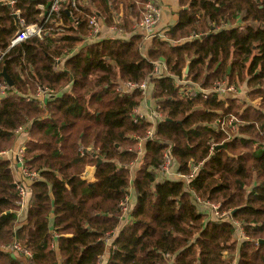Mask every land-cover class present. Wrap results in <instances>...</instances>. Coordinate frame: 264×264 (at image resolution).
<instances>
[{
  "label": "trees",
  "instance_id": "1",
  "mask_svg": "<svg viewBox=\"0 0 264 264\" xmlns=\"http://www.w3.org/2000/svg\"><path fill=\"white\" fill-rule=\"evenodd\" d=\"M150 1L81 0L44 16L50 0H16L26 25H45L41 38L12 48L15 9L0 6V74L13 83L0 94V247L30 253L22 261L0 251V264H232L234 254L237 264H264V112L213 91L215 82H245L264 107V0H176L177 23L142 53L134 27ZM92 11L122 35L85 44ZM182 78L210 93L181 98ZM143 82L164 117L150 140L151 123L133 112L146 97L123 87ZM37 88L52 92L44 106L25 101ZM228 115L243 123L234 138L216 129ZM18 129L26 137L19 169L37 175L23 184L19 228L14 161L1 154ZM165 154L182 177L197 169L188 184L158 180ZM90 167L94 182L83 177ZM130 189L135 204L123 210ZM193 197L229 214L209 220Z\"/></svg>",
  "mask_w": 264,
  "mask_h": 264
},
{
  "label": "built area",
  "instance_id": "2",
  "mask_svg": "<svg viewBox=\"0 0 264 264\" xmlns=\"http://www.w3.org/2000/svg\"><path fill=\"white\" fill-rule=\"evenodd\" d=\"M64 1H68V4H70L72 8L77 7V5L80 3V0H50L51 4L49 5V8L47 10L48 12L47 11L45 12L46 16L48 14L58 12V10L63 5ZM0 6L15 9V11H13L12 13V16L14 18L16 31L12 39L10 40L9 48H12L20 44L21 42H24L31 38H41L42 33H43V26L45 25V22H43L40 25H26L24 19L21 16L20 11L15 8L16 0L1 1ZM144 10L145 12L142 16V19L136 26L137 28H142L149 36L150 32H152V30L156 27L159 21L160 12H159L158 7L154 6L151 2L147 3ZM45 13H44V16H45ZM111 33L117 34V36L115 37H120L122 35L121 31L115 28H107L106 30L105 27L103 26L102 21L96 15L93 14V16L89 19V22H88V36L85 39L84 43L90 44L91 42H96L98 39H100V37L103 39L108 38L107 35ZM59 63H60V60H57V63L55 64V67L57 69H59L57 66ZM156 67L157 65H155V68H154L155 72L157 70ZM177 86H178V94L183 99L191 100L196 95L202 96L205 99L207 95L209 94V92L198 88L196 85L189 84V82H186L184 80H177ZM123 87L126 88L127 90L138 88L145 97H148L149 84L147 82H143L139 86L128 83V84L123 85ZM8 89L9 87L7 86L5 82L0 83V94L1 95L3 96L6 95L8 92ZM213 91L219 93L220 96L228 95V94H231L232 92H235L233 87L228 86L227 84H224L221 82H217L214 84ZM51 93L52 92L47 88H44V89L37 88L35 95H33L32 97H26L25 101L29 102V101L35 100L41 106H44L46 104V101H48L52 97ZM133 112L135 114H138V110H134ZM148 114L152 122H151L150 128L145 133L144 139L150 140L153 137V134L155 131L154 127L156 128V126L164 119V117L162 113L159 111L158 106L152 107V110L149 111ZM227 117L228 116H226L225 118ZM225 118H223L222 120H224ZM216 124L218 126L221 124V122L219 121ZM232 131L234 132L235 130H232ZM22 132L23 130L18 129L17 131H15V135L19 137L22 134ZM140 150H141V143H140L139 151ZM23 152H24L23 147L19 148L17 152L13 154L11 159L15 163L23 165ZM172 164L173 162L170 156L168 154H165L161 171L163 172V171L170 169L172 167ZM20 171H21L20 176L15 181V183L17 186L16 189L20 196L21 207L23 208L24 205L26 204V198L29 195V193L27 192V189L25 188L23 184L30 183L31 181L35 180L37 175L35 173L28 172L23 167L20 169ZM196 172H197V169L193 170L190 173V175H187V176L182 177L180 176L179 173H177L176 175L178 178L182 177L183 180H185V182H187L188 184L193 179ZM194 202H195V205L198 206L200 210L208 213L207 217H209V219L211 220L215 219L217 221H221L224 218V215L221 212H217V208H213V212H211V210L206 207L208 202H202L198 198H194ZM237 232H239L238 228L236 230V234ZM235 240L238 243H242L244 241V239L242 240V233L239 232L238 236L237 237L235 236ZM0 251L3 253L11 254L12 256L18 259L25 260V259L30 258V253L22 249L18 243H13L7 247H0Z\"/></svg>",
  "mask_w": 264,
  "mask_h": 264
},
{
  "label": "crops",
  "instance_id": "3",
  "mask_svg": "<svg viewBox=\"0 0 264 264\" xmlns=\"http://www.w3.org/2000/svg\"><path fill=\"white\" fill-rule=\"evenodd\" d=\"M1 1H4V0H0ZM154 6H157L159 9H160V17H159V21L156 25V27L152 30V32H150L149 36L148 34L142 29V28H137L134 27V33L140 35L143 37V45H142V53H146V50L150 47L151 43H152V40L156 39V38H160V39H163L165 34L169 31L170 28L174 27L175 24L177 23V20H178V14H179V11H180V8L178 6V3L176 0H151L150 1ZM68 1H64L63 5L67 4ZM47 11V9H46ZM45 11V12H46ZM44 12V13H45ZM108 33V32H107ZM112 35L114 36H117V34H113L111 33ZM108 37V36H107ZM123 37H128V35H124ZM103 40V38L100 37V39H98L96 42L98 41H101ZM91 43H95V42H91ZM90 43V44H91ZM62 62H60L57 66L59 69L62 68ZM157 66H160L161 67V76H166V70L163 68V66L161 64H158ZM56 68V67H55ZM57 69V68H56ZM57 69V70H59ZM68 88H66L67 90ZM153 91V86L150 85L148 87V94L150 92ZM150 105V100L148 97H146V99L142 102L140 108H139V111L140 110H145L144 113L147 112V109ZM25 139L26 137H24V135H21L20 137L17 138L15 144H14V147L13 149L9 152V153H6V155L4 154L3 156H5L6 158H11L13 156V154L15 152H17V150L19 148H22L24 143H25ZM12 164V174H13V177H14V180L16 181L18 178H19V175H20V172L19 170V164H16L14 162L11 163ZM176 164H173L172 167L169 169V170H173L176 171V167H175ZM87 169H91L92 171L88 174L87 173V178H86V181L88 182H94V168H87ZM89 176V178H88ZM169 178L168 180H170L171 178V175L170 174H166V178L167 179ZM164 179L160 178L159 181H163ZM176 180V179H174ZM128 196H129V199H128V203H129V207H128V211L131 210V208L133 206L132 203L133 201L135 200L134 199V193H133V190L130 189L128 191ZM26 218V207L24 206L22 208V210L20 211V213H18V224L16 225L17 228H19L20 226H22L24 224V220ZM126 221H128V218L125 219ZM125 223V222H124ZM109 248V247H108ZM109 251V249H108ZM106 252V255L109 256V252ZM18 259V258H16ZM107 259V257L104 258V261Z\"/></svg>",
  "mask_w": 264,
  "mask_h": 264
},
{
  "label": "rangeland",
  "instance_id": "4",
  "mask_svg": "<svg viewBox=\"0 0 264 264\" xmlns=\"http://www.w3.org/2000/svg\"><path fill=\"white\" fill-rule=\"evenodd\" d=\"M80 3L83 4V2H81V0H80ZM159 12H160V9H159ZM107 36H108V38H114L115 37L112 34H108ZM156 68H157V70H156L157 74L158 75H161V72H162L161 67L160 66H157ZM183 76H185L184 73H183ZM182 80H184V79L182 78ZM219 82H222V81H219ZM215 83H217V82H215ZM189 84H191V83L189 82ZM193 85H195V84H193ZM231 87L234 88L235 92H232L231 94H228V95H225V96H230V97L236 98L237 101L240 104H243L244 107H248V108L252 109L253 111H259V110H261L262 112H264L263 104L261 105L262 100L260 98L254 100V99H251L249 97V94H248L249 89H247L248 87H247V85H245V82L243 84L238 85V86L231 85ZM150 93H152V92H150ZM150 96L151 95L148 94V98ZM150 105L152 107H154V106H156V102L154 100H152V101H150ZM152 107H149L147 109V112L146 113H144L145 110H140V111L138 110V114H136V119H142V118L145 119V120L147 119L148 122L151 123L152 121H151L150 116H149L148 113H149V111L152 110ZM219 121L221 122V124L218 125V126H216V129L217 130L219 129V131H223V132H227V133L229 132L230 135H231V138H234L236 136H239L238 135L239 127H241L243 125V123L239 119H237L236 117H234L232 115H228V117L225 118L224 120L220 119V117H219L216 120V122H219ZM154 129H155V127H154ZM232 130H235V131L233 132ZM137 142L139 144H138V146L136 148V151H137L138 154H141L142 151L141 150L139 151L141 139H139ZM6 153H9V152H2L1 154H5L6 155ZM175 167H176V171H174V172H173V170L171 171L169 169L166 170V171H163V172L160 171L159 174H158V180H160V178L165 179L166 178V174H170L171 175L170 180H174V179L178 178L177 175H176L178 173L177 166L175 165ZM90 168H94V167H90ZM91 171H92L91 169L84 170L83 177H84L85 180L87 178V173L89 174ZM88 178H89V176H88ZM167 179H169V178H167ZM178 180H180V179L178 178ZM185 184H187V182H185ZM194 198L195 197H193V200H194ZM134 204H135V201H133V203H132L131 206H133ZM128 205H129V203H126V204L122 203V209L123 210H126ZM206 207L209 208L211 210V212H213V208H217V212H221L224 215V218L226 217L227 214H229V212L221 211L220 210V204H217V203H210V202H208L207 205H206ZM230 215H231V213H230ZM208 219H209V217H208ZM209 220H211V219H209ZM214 220H212V221H214ZM215 221H217V220H215ZM231 222L238 228V231L240 233H242V240H243L244 239V234H243V232H241V230H242L241 229V226H239V224L236 223V222H233V221H231ZM239 232H237V234H235L236 237L238 236V233ZM235 236H234V240H235ZM237 247H240V245L237 244ZM106 257L108 258V255H106ZM233 259L234 260H233V263L232 264H237V255L236 254H234V258ZM22 261H24V260H22Z\"/></svg>",
  "mask_w": 264,
  "mask_h": 264
},
{
  "label": "water",
  "instance_id": "5",
  "mask_svg": "<svg viewBox=\"0 0 264 264\" xmlns=\"http://www.w3.org/2000/svg\"><path fill=\"white\" fill-rule=\"evenodd\" d=\"M47 8H49V4L47 5ZM92 13H95V12L92 11ZM95 15L98 17V14H97V13H95ZM45 16H46V13H45ZM210 35H212V33H211V34H208L207 36H210ZM229 70H230V68H228V71H229ZM187 72H188V65H186V67H185V69H184V74L186 75ZM0 76L3 78V80L5 81V83L7 84L8 87L11 88V87L13 86V83H12L11 79L8 77V75L6 74L4 68H3V70H2V72H1V74H0ZM219 148H223V145L217 146L215 149L218 150ZM100 162H101V161L98 159V160H97V163H96V165H95L94 167H96ZM234 211H235V210H233V211L231 212V215L234 213Z\"/></svg>",
  "mask_w": 264,
  "mask_h": 264
},
{
  "label": "bare ground",
  "instance_id": "6",
  "mask_svg": "<svg viewBox=\"0 0 264 264\" xmlns=\"http://www.w3.org/2000/svg\"><path fill=\"white\" fill-rule=\"evenodd\" d=\"M0 83H2V82H0Z\"/></svg>",
  "mask_w": 264,
  "mask_h": 264
}]
</instances>
